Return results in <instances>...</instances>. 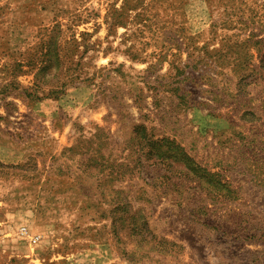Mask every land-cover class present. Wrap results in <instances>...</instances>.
I'll return each instance as SVG.
<instances>
[{
    "label": "rangeland",
    "instance_id": "374dc122",
    "mask_svg": "<svg viewBox=\"0 0 264 264\" xmlns=\"http://www.w3.org/2000/svg\"><path fill=\"white\" fill-rule=\"evenodd\" d=\"M0 264H264V0H0Z\"/></svg>",
    "mask_w": 264,
    "mask_h": 264
}]
</instances>
